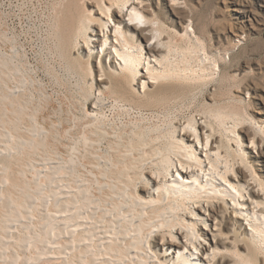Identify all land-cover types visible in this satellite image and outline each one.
<instances>
[{"label":"rangeland","instance_id":"rangeland-1","mask_svg":"<svg viewBox=\"0 0 264 264\" xmlns=\"http://www.w3.org/2000/svg\"><path fill=\"white\" fill-rule=\"evenodd\" d=\"M145 3V8L156 14L163 25L171 63L186 65L181 55L197 40L191 31L183 37L182 26L189 30L191 26L196 28L201 46L194 59L188 58L195 77L156 80L150 87L153 94L133 93L130 95L133 100L127 101L119 99L112 89H103L99 94L93 86L96 79L105 76L99 67L101 45L90 54L83 37L71 42L76 35L70 27L79 17L99 11L97 0H0V252L6 250L0 253V264L61 262L52 253L37 262L32 257L46 244H38L34 234H42L49 221L57 222L53 218L54 198L48 194L58 191L60 186L67 191L71 187L66 198L84 205L80 183L86 181L91 189L89 198L96 194L106 199L110 187L118 185L112 181V168L110 176L103 179L99 178L97 166L116 162L130 165L141 159L143 149L157 135L170 139L177 126L200 116L212 120L214 131L223 137L225 144L227 138L232 139V146L238 149L234 155L238 165L242 163L240 146L235 141L239 133L249 163L264 178V0H146ZM100 29V24L94 21L92 30ZM111 51L108 44L101 60L104 66L115 69L121 60ZM142 68L140 65L138 77L146 70ZM134 86L142 90L141 84ZM96 95L100 98L96 99ZM218 110L232 115L219 120ZM256 125H260L258 134L253 128ZM10 134L11 137L7 136ZM255 136L257 152L248 147ZM243 169L250 177L252 168L244 164ZM103 183L107 185L101 191ZM31 196L36 199L32 201ZM45 203L46 210L42 208ZM52 212L55 214L49 216ZM27 233L33 238L29 242L24 240ZM47 243L49 247L51 242ZM26 258L35 262L29 263Z\"/></svg>","mask_w":264,"mask_h":264},{"label":"bare ground","instance_id":"bare-ground-1","mask_svg":"<svg viewBox=\"0 0 264 264\" xmlns=\"http://www.w3.org/2000/svg\"><path fill=\"white\" fill-rule=\"evenodd\" d=\"M145 1L97 0L99 11L79 17L78 22L70 27L73 35H76L71 42L83 37L90 54L101 45L99 67L105 76L93 82L99 94L103 89H112L119 99L132 101L130 95L133 93L153 94L150 87L156 80L195 77V70L188 58L194 59V53L201 46L196 28L189 24L190 30L182 26L183 37L191 31L197 38L181 55L186 65L171 63L170 44L163 36V25L155 17L156 14L145 8ZM94 21L101 26L99 32L92 30ZM108 44L113 49V56L121 60V65L118 63L115 67L117 70L104 66L101 60ZM140 65L146 70L142 68L143 74L138 77ZM136 84H141L142 90L135 87ZM98 95L96 99L100 98ZM231 115L225 110L216 112L219 120ZM259 126H253L256 134ZM7 136L11 137V134ZM256 137L248 145L255 152L259 147ZM227 140L225 144L223 137L214 131L210 118L200 116L177 126L170 139L162 134L157 135L155 141L143 149L141 159L130 165L116 162L115 165L97 166L99 178L111 175L112 181L118 185L110 187L106 199L96 197V194L89 198L91 189L86 181L85 184H78L84 205L74 197L75 201L66 198L71 187L68 191L65 187H58V191L56 189L48 194L54 198L56 206V214L52 212L49 216L55 214L53 218L57 222L53 224L49 221L44 227V217V232L39 235H36L38 232L33 233L38 244L51 242L50 246H54L40 245L41 250L37 255H32L33 259L37 262L44 255L50 256L52 253V257L61 261L57 264H264V178L249 163V154L239 133L235 137L241 152L242 163L239 165L234 158L238 149L232 146L231 138ZM244 164L252 168L250 177L243 169ZM111 168L113 175H109ZM55 174L52 175L55 177ZM33 181L37 182L36 179ZM105 184L100 186L101 191ZM33 196L32 201L36 199ZM6 198L9 202L8 196ZM42 198L47 200V197ZM46 203L43 209L47 207ZM27 205L30 206V202ZM4 230L7 232V229ZM29 233L24 236L26 242L32 238ZM3 249L1 254L6 251ZM34 260L31 262L34 263Z\"/></svg>","mask_w":264,"mask_h":264}]
</instances>
